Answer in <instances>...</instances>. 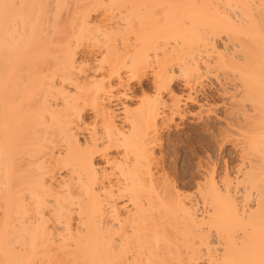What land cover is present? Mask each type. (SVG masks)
<instances>
[{
    "label": "bare ground",
    "instance_id": "1",
    "mask_svg": "<svg viewBox=\"0 0 264 264\" xmlns=\"http://www.w3.org/2000/svg\"><path fill=\"white\" fill-rule=\"evenodd\" d=\"M257 1L0 0V264H260ZM211 80L244 123L239 162L191 194L163 134L205 114Z\"/></svg>",
    "mask_w": 264,
    "mask_h": 264
},
{
    "label": "rangeland",
    "instance_id": "2",
    "mask_svg": "<svg viewBox=\"0 0 264 264\" xmlns=\"http://www.w3.org/2000/svg\"><path fill=\"white\" fill-rule=\"evenodd\" d=\"M253 1L255 6L259 5L257 0ZM263 20L260 21L261 25L257 24L260 32L264 28ZM262 31L261 34L264 35V29ZM194 82L195 90H201L209 85L203 78H196ZM211 82L216 87L212 88L210 102L208 101V106L204 107L205 114L201 118L196 116L199 106L189 103L185 107L188 113L186 117L183 120L176 119L181 125L176 126L177 128L173 125L163 134L162 153L167 174L181 191L191 194L198 190V184L205 181L209 171L214 169L215 177L218 176V179L225 170H234L239 162V142L242 138L240 131L244 123L237 121L240 117L235 118L232 114L229 108L231 100L218 95L216 91L218 83L214 80ZM144 88L147 93L153 94V86L149 80H146L142 87H138L137 93L141 94ZM256 88L257 92L249 94V99L244 102L247 106L257 105L264 100V81L260 79ZM188 90L187 87L176 89L178 93L184 95ZM206 95H201L204 100Z\"/></svg>",
    "mask_w": 264,
    "mask_h": 264
},
{
    "label": "snow or ice",
    "instance_id": "3",
    "mask_svg": "<svg viewBox=\"0 0 264 264\" xmlns=\"http://www.w3.org/2000/svg\"><path fill=\"white\" fill-rule=\"evenodd\" d=\"M260 264H264V259H262V260L260 261Z\"/></svg>",
    "mask_w": 264,
    "mask_h": 264
}]
</instances>
